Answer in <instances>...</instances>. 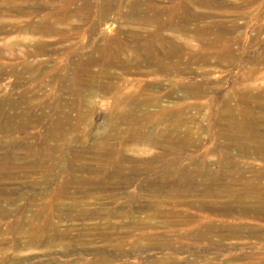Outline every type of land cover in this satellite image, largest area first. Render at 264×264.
Here are the masks:
<instances>
[{"label":"rangeland","instance_id":"rangeland-1","mask_svg":"<svg viewBox=\"0 0 264 264\" xmlns=\"http://www.w3.org/2000/svg\"><path fill=\"white\" fill-rule=\"evenodd\" d=\"M9 1L0 264H264V0Z\"/></svg>","mask_w":264,"mask_h":264},{"label":"bare ground","instance_id":"bare-ground-1","mask_svg":"<svg viewBox=\"0 0 264 264\" xmlns=\"http://www.w3.org/2000/svg\"><path fill=\"white\" fill-rule=\"evenodd\" d=\"M19 1H21V0H19ZM31 0H22L21 2H19V3H17L16 2V0H10L9 2H7L8 3V5L9 6H20V5H24V4H28V2H30ZM36 4L37 3H43V4H49L50 6L51 5H58V6H61V7H68V6H70V4H73V3H76V5H77V3H78V0H37V1H34ZM195 2V1H194ZM1 3V2H0ZM3 3V2H2ZM186 2L184 1V0H172V5H168V6H166V7H163V8H167V9H169L170 11H171V14H170V17H169V19H168V21H166V22H168V24H170V25H174V23H173V21L175 20V18H179L180 20H181V11H180V9L179 8H181V9H183L184 11L186 10L185 9V7H183V6H186V4H185ZM30 4V3H29ZM31 4H32V1H31ZM30 4V5H31ZM99 5V6H101L102 8L104 7H113L114 5H115V3H113V1L112 0H99V1H97L96 3H92V0L90 1V0H83V3H82V5H80L81 7H83V8H90V6L93 8V6H95V5ZM5 5V4H4ZM40 5V4H39ZM152 5V4H151ZM151 5H149V7H152L153 9H155L156 10V12H155V14H154V16L152 17V18H148L147 19V22H149V23H151V22H153L154 20H158V17L164 12V11H161V10H163L162 9V7H160V5L158 6V4L156 5V4H153L152 6ZM183 5V6H182ZM25 6V5H24ZM116 6V5H115ZM131 6H132V8H133V10L134 11H136V12H138V11H142V9H141V4L137 1V0H133L132 1V4H131ZM2 7H4V6H2ZM20 7H22V6H20ZM78 7V6H77ZM179 7V8H178ZM188 7V6H187ZM9 8V7H8ZM17 8V7H16ZM19 8V7H18ZM54 8V7H53ZM58 8V7H57ZM159 8V9H158ZM161 9V10H160ZM167 9H164V10H167ZM76 10H78V9H76ZM80 10V9H79ZM152 10V9H151ZM173 12V13H172ZM184 15V14H183ZM182 15V16H183ZM173 17H175V18H173ZM162 18V17H161ZM160 19V18H159ZM174 19V20H173ZM165 20V19H164ZM159 21V20H158ZM179 21V20H178ZM177 22V21H176ZM161 23V22H160ZM180 114V113H179ZM179 119V118H178ZM236 124H238V123H236ZM179 175V174H178ZM190 174H186L185 172H183V174H181L180 176H178V179H174V186L175 185H180V186H185L187 189H185V190H187L188 192L190 191V190H192V185H189V184H191V182H194V180H192V176H189ZM264 176V175H263ZM192 180V181H191ZM173 185V184H172ZM176 187V186H175ZM183 188V187H182ZM184 190V191H185ZM175 191V190H174ZM178 191V190H177ZM205 191H207V190H205ZM187 194V193H186ZM208 194V193H207ZM202 235H207V234H209V224L206 226V229L205 230H203V232H200Z\"/></svg>","mask_w":264,"mask_h":264}]
</instances>
